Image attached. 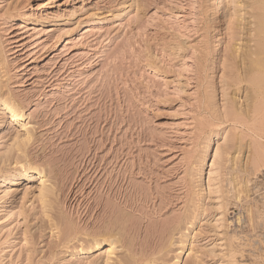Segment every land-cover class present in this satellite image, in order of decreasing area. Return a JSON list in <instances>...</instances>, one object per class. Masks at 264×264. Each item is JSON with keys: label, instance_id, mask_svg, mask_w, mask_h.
Segmentation results:
<instances>
[{"label": "rangeland", "instance_id": "rangeland-1", "mask_svg": "<svg viewBox=\"0 0 264 264\" xmlns=\"http://www.w3.org/2000/svg\"><path fill=\"white\" fill-rule=\"evenodd\" d=\"M261 2L0 0V264H106L76 250L111 227L118 264H173L182 235L179 264H264V112L233 114Z\"/></svg>", "mask_w": 264, "mask_h": 264}, {"label": "bare ground", "instance_id": "bare-ground-1", "mask_svg": "<svg viewBox=\"0 0 264 264\" xmlns=\"http://www.w3.org/2000/svg\"><path fill=\"white\" fill-rule=\"evenodd\" d=\"M220 1V0H219ZM219 3H221V2H219ZM47 4H45L44 6H46ZM245 5V4H244ZM243 6V5H242ZM245 7V6H244ZM246 8V7H245ZM241 9V8H240ZM241 11H242V9H241ZM240 11V12H241ZM244 13V12H243ZM243 15V16H242ZM240 14V16L241 17H243V19H244V17L246 18V16H244V14ZM225 17V16H224ZM239 18V17H238ZM252 18V17H251ZM241 19V18H240ZM248 19H249V17H248ZM246 19H244V22H246L245 21ZM50 22V21H49ZM48 22V23H49ZM250 24H251V22H249ZM248 23V24H249ZM241 24H243V20H242V23ZM240 24V25H241ZM247 24V25H248ZM223 25H219V28H218V31H219V36H222L223 34H222V30L224 29L223 27H222ZM242 27L244 26V25H241ZM255 28L254 29H250V35H251V31H255V33H254V39H247L246 40V42L245 43H243L242 45H239L238 46V44L236 45H234V51L236 52V53H238V55H239V58H240V73H239V79H238V81L240 82V83H245L246 84V89L244 88V92H246V94H245V97H244V94H243V97L245 98H243V100H244V107L245 108H243V106H241L240 108H238L237 110H234V112H233V114H236V115H240V114H249L250 112H252L253 111V113H258V112H264V0H262V2H261V12H260V14H258V17H257V21L255 22ZM244 28L245 27H243V29H241V31H244ZM217 31V32H218ZM224 32V31H223ZM243 35V34H242ZM218 36V37H219ZM241 37V39L243 40V38H242V36H240ZM242 40L241 41H239V42H242ZM237 41V40H236ZM252 41H254V45L253 44H251V42ZM236 86V85H235ZM241 89V88H240ZM240 94V93H239ZM233 96V95H232ZM236 97L237 96H234V99H236ZM240 98V97H239ZM4 99L5 100H3L2 102H3V108H2V110H3V113H6V114H8L7 116V118H8V122H9V124L8 125H21V126H23V127H26L25 125H24V123H23V121H24V119H25V114H24V112H23V108H21V107H19L14 101H12L11 99H6L5 97H4ZM239 100H241V99H239ZM232 108V107H231ZM230 108V109H231ZM252 114H250V116H251ZM254 115V114H253ZM261 115V114H260ZM243 116V115H242ZM241 116V117H242ZM263 116V115H262ZM235 117V116H234ZM234 117H232V118H234ZM245 117V116H244ZM237 118H240V116H237ZM237 118H235V119H237ZM255 118H256V116H255ZM235 119H230V121L232 120H234L235 121ZM242 120H243V118H241ZM264 119V118H263ZM237 120H239V119H237ZM257 121H259V119H256ZM233 121V122H234ZM253 121H254V119H253ZM256 121V122H257ZM261 122V121H260ZM262 122H263V120H262ZM261 122V123H262ZM236 124V123H235ZM259 124V123H258ZM27 125V124H26ZM28 126V125H27ZM27 128V127H26ZM25 128V129H26ZM29 129V128H28ZM215 133V132H214ZM26 134H28V132L26 133ZM21 136V135H20ZM19 136V137H20ZM30 136L29 135H26L25 136V138L24 139H31V138H29ZM16 138H18V135H17V137ZM20 139H22V138H20ZM18 140H19V138H18ZM19 142H21V141H19ZM18 143V142H17ZM212 141H209L208 142V144H206V146H205V150H204V152H203V154H202V161H201V163H200V168H199V171L200 172H204V170H205V168H206V166H207V164H209L208 163V157L210 156V153H211V151H213V148H212ZM16 146V145H15ZM21 146V145H20ZM23 146V145H22ZM21 148V150H22V147H20ZM20 148H19V150H20ZM18 149V148H17ZM218 149V148H217ZM257 153V152H256ZM260 154V153H259ZM211 157V156H210ZM264 157V156H263ZM220 158V157H219ZM261 158V157H260ZM254 159L255 158H253V161H254ZM260 160V159H259ZM251 162V163H253V164H255V163H257L258 164V162ZM261 161V160H260ZM262 162V161H261ZM256 165V164H255ZM40 166V165H39ZM254 166V165H253ZM256 166H259V164L258 165H256ZM263 166V165H262ZM260 167V166H259ZM259 167H258V169H259ZM264 168V167H263ZM42 169V168H41ZM263 170V169H262ZM250 171V170H249ZM259 171V170H258ZM43 172V171H42ZM248 173V172H247ZM40 175L41 174V171H40V169H39V167L38 166H33V165H27V164H25V165H22L21 167H20V169H18V172H15V171H13V172H10L9 174H7L6 175V181H8L7 179L8 178H13V180H15V183L16 184H24V183H26V182H29V181H31L33 178H34V176L35 175ZM42 175V174H41ZM44 175V174H43ZM44 177V176H43ZM42 178V177H41ZM44 180H46V179H42V182L40 183V191H41V198H50V196H48L49 195V193L50 192H53V191H50V188L48 187L49 185H47L46 184V182L47 181H44ZM203 182V181H202ZM245 182V181H244ZM48 183V182H47ZM210 183V182H209ZM230 183V182H229ZM202 184V183H201ZM207 185V184H206ZM204 186V185H203ZM245 186V185H244ZM201 187V186H200ZM207 187H208V185H207ZM206 187V188H207ZM202 188V187H201ZM209 188V187H208ZM233 189V188H232ZM201 190V189H200ZM206 190V189H205ZM204 190V191H205ZM55 191V190H54ZM237 191V190H236ZM200 192H203V191H200ZM226 192H228V191H226ZM225 192V193H226ZM230 192V191H229ZM228 192V193H229ZM52 194V193H51ZM50 194V195H51ZM202 195V194H201ZM51 197H52V195H51ZM203 197V196H202ZM252 197V196H251ZM202 199V198H201ZM42 200V199H41ZM46 200H48V201H51V199L49 200V199H46ZM53 200V199H52ZM54 201V200H53ZM253 201V200H252ZM42 202V201H41ZM46 202V201H45ZM48 202H46V204H47ZM42 204H44V203H42ZM45 204V205H46ZM51 204V203H50ZM49 204V205H50ZM54 204V203H53ZM48 204H47V207L49 206ZM52 206V205H51ZM51 206H49V207H51ZM46 207V209L48 210V208ZM200 207V206H199ZM45 208V207H44ZM203 208V207H202ZM257 208V207H256ZM227 209V208H226ZM249 209V208H248ZM255 210V209H254ZM257 210V209H256ZM46 211V210H45ZM196 211V210H195ZM258 213H259V211H258ZM257 215V214H256ZM255 216V215H254ZM258 216V215H257ZM50 217H51V215H50ZM188 217H190V215L188 216ZM260 217H261V215H260ZM51 219V218H50ZM183 219V218H182ZM186 219V218H185ZM189 219V218H188ZM51 220H53V219H51ZM192 220H194V219H192ZM221 221V220H220ZM238 221H241L240 219L238 220ZM117 222V221H116ZM123 222H125V221H123ZM190 222H191V220H190ZM195 222V221H194ZM222 222V221H221ZM242 222V221H241ZM56 223H58V222H56ZM55 223V224H56ZM119 223V222H118ZM183 223H185V222H183ZM120 224V223H119ZM55 226V225H54ZM59 226H60V222H59ZM114 226V225H113ZM182 226V225H181ZM191 226V225H190ZM57 228H58V226H56ZM115 227V226H114ZM118 227V226H117ZM175 227V226H174ZM184 227V226H183ZM112 228V227H111ZM111 228H110V230L108 229V231H107V228H105L104 230L106 231H104V233H101L100 235H98V236H95L92 240H91V242L89 243V244H85V245H82V247H81V245H80V247L81 248H79V250H76V252L77 251H79V253H81V254H87V253H91V252H97L98 253V251H101L100 252V254L101 253H103V255H106L107 256V258H106V264H113L114 263V259H113V257H115L116 256V254L118 253L117 251H118V249H120V248H118V247H121L122 246V236L120 237L119 236V234H120V231H115V230H111ZM189 228V227H188ZM113 229V228H112ZM119 229H121V228H118V230ZM177 230H178V228H177ZM182 230H183V228H182ZM103 231V230H102ZM186 231V230H185ZM182 231H180L179 233H181ZM190 232V231H189ZM99 233V232H98ZM187 233V232H186ZM182 234V233H181ZM185 234V233H184ZM121 235V234H120ZM228 235H229V232H228ZM231 235H233V234H231ZM67 236V235H66ZM73 236H75V235H73ZM188 236H190V235H188ZM179 237H181L180 238V240H179V244H180V246H179V248H177L178 250H177V252H176V254H175V256H174V263L173 264H179L180 263V261H182V260H184V257L188 254L189 255V252L192 250V249H190V243H191V236L190 237H186V236H184V235H182V236H179ZM233 238H235L236 239V236L234 237V236H232ZM240 237V236H239ZM175 238V237H174ZM244 239V238H243ZM70 240V239H69ZM174 240V239H173ZM90 241V240H89ZM172 241V240H171ZM175 241V240H174ZM231 241H232V238H231ZM233 241H236V240H233ZM239 241V240H238ZM245 241V240H244ZM70 242V241H69ZM80 242V241H79ZM82 242V241H81ZM84 243V242H83ZM172 243V242H171ZM175 243V242H174ZM229 243V242H228ZM237 243V242H236ZM247 243V242H246ZM251 243V242H250ZM261 243V242H260ZM127 244V243H126ZM125 244V245H126ZM131 244V243H130ZM177 244V243H176ZM178 244V245H179ZM230 245V244H229ZM250 245V244H249ZM78 246V245H77ZM127 246H128V244H127ZM251 246V245H250ZM77 248V247H76ZM123 248V247H122ZM125 248H126V246H125ZM131 248V246L130 247H127V249H130ZM132 248H133V245H132ZM250 248V247H249ZM126 249V250H127ZM163 249V248H162ZM243 249V248H242ZM72 250H74V248L72 249ZM190 250V251H189ZM233 250V249H232ZM75 251V250H74ZM73 251V252H74ZM128 251V250H127ZM130 251H131V249H130ZM161 251V250H160ZM175 251V250H174ZM120 252V251H119ZM232 252V251H231ZM230 252V253H231ZM129 253V252H128ZM133 253L135 254V252L133 251ZM162 253V252H161ZM163 253H165V251H163ZM162 253V254H163ZM167 253H168V251H167ZM191 253V252H190ZM234 253H237V252H234ZM234 253H232V254H234ZM99 254V255H100ZM102 255V254H101ZM120 255V253L117 255L118 257H121L120 259L122 260V256H124V255H126V254H124V255H122V256H119ZM133 255V254H132ZM157 255H160V254H157ZM166 255V254H165ZM164 255V256H165ZM236 255V254H235ZM105 256V257H106ZM116 256V257H117ZM142 256V255H141ZM143 256H144V254H143ZM142 256V257H143ZM154 256V258H155V256L156 255H153ZM167 256H169V255H167ZM190 256V255H189ZM188 256V257H189ZM193 256V255H192ZM100 257V256H99ZM102 257V256H101ZM126 257V256H125ZM130 257V256H129ZM147 257V256H146ZM194 257V256H193ZM236 257H237V255H236ZM104 258V257H103ZM127 258V257H126ZM163 257H161V258H158V260L159 259H162ZM186 258V257H185ZM235 258V257H234ZM243 258V257H242ZM102 259V258H101ZM100 259V260H101ZM105 259V258H104ZM117 259V258H116ZM124 259V258H123ZM103 260V259H102ZM114 260V261H113ZM121 260H119V258H118V262L119 261H121ZM128 260L129 259H127V261H125V262H123V264H139V262L138 261H133L132 263L129 261L128 262ZM163 260V259H162ZM189 260V259H188ZM98 261H99V259H98ZM123 261V260H122ZM166 261V260H165ZM116 263H117V261H115ZM169 262V261H168ZM244 262V261H243ZM115 263V264H116ZM156 263H158V262H156ZM155 263V261L154 260H152V259H149V260H146V261H143L142 262V264H156ZM160 263V262H159ZM158 263V264H159ZM118 264V263H117ZM119 264H121V263H119ZM170 264H172V263H170ZM233 264V263H232ZM234 264H238V263H236L235 261H234Z\"/></svg>", "mask_w": 264, "mask_h": 264}]
</instances>
